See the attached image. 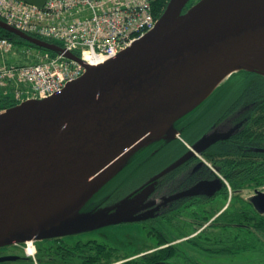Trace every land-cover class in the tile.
<instances>
[{"label":"water","instance_id":"water-1","mask_svg":"<svg viewBox=\"0 0 264 264\" xmlns=\"http://www.w3.org/2000/svg\"><path fill=\"white\" fill-rule=\"evenodd\" d=\"M189 1L170 0L153 30L101 66L0 19L87 68L58 94L0 110V245L110 224L116 205L96 202L103 186L148 145L175 139L185 116L233 72L264 75V0H199L185 10ZM220 138L203 135L162 174ZM214 188L202 181L182 194Z\"/></svg>","mask_w":264,"mask_h":264},{"label":"flooded vegetation","instance_id":"flooded-vegetation-1","mask_svg":"<svg viewBox=\"0 0 264 264\" xmlns=\"http://www.w3.org/2000/svg\"><path fill=\"white\" fill-rule=\"evenodd\" d=\"M189 4L192 3L189 2ZM217 97L218 95L214 91L202 106L191 114L190 121H183L178 125L179 135L175 140L169 143L160 142L158 152L155 149L144 152L124 170L122 181L125 185L128 186V183L137 181L135 188L132 191L128 190L130 196L138 192L141 186L149 184L150 180L169 164L190 151L195 142L203 135L217 131L223 136L200 153L202 158L198 152H195V155L183 164L152 181V183L155 182V189L152 193V199L155 200L153 206L155 217L146 222L164 219L173 222L175 216L177 218L178 212L185 210L184 212L193 214L191 211L196 208L200 213L196 216V220L200 223L196 225L203 222L205 225L201 227L204 228L208 226H211L209 227L211 229L223 228L224 211L228 207L222 206L221 208L217 202L224 199L223 195L226 190L228 193H233V190L230 185L231 175L227 176L226 167L221 162H216L215 159L224 157L225 146L235 137L240 150L237 155V189H250L252 193L245 198L244 204H248L255 212L264 214V104L259 101H242L240 93L237 94L236 101L220 102L215 100ZM250 116L252 119L255 118L254 122L253 120L249 121ZM251 124L252 127L249 129ZM186 135L189 138H186ZM240 137H243L246 143ZM247 159L250 162V169L245 164ZM148 168L150 171L142 177L141 173ZM202 181L214 182L215 188L212 194L206 192L196 195L182 194ZM246 183L250 185L248 186ZM112 191H117V189L112 188ZM148 203L149 201H146L145 205ZM150 213V209H145L142 214L149 215ZM233 225L231 228L237 230V223ZM240 225L247 226L248 224ZM152 228L155 230L147 231L156 237L158 235L156 227L152 225ZM160 236L157 237L156 246L140 252L137 257L151 255L159 250L161 248ZM89 240L96 241L98 239ZM40 241H45L46 246L41 247ZM80 242L82 241L80 240ZM33 243L35 247L33 252L27 250L25 241L0 245V264H96L97 262V245L90 246L91 252L94 254L88 261H83L82 256H86V254L82 253L76 245L73 246L76 249L67 247L62 236L43 240L34 239ZM67 250L70 252L72 250V253H68ZM104 252L107 253V251ZM123 263V261L116 260L108 264Z\"/></svg>","mask_w":264,"mask_h":264},{"label":"built area","instance_id":"built-area-1","mask_svg":"<svg viewBox=\"0 0 264 264\" xmlns=\"http://www.w3.org/2000/svg\"><path fill=\"white\" fill-rule=\"evenodd\" d=\"M156 7V0H46L44 6L0 0V15L21 30L60 42L66 50L81 51L83 59L96 65L95 60L116 57L151 31L158 20ZM13 46L10 39L0 38L1 51ZM83 73L76 61L46 53L37 63L0 69V78L29 84L28 98H47Z\"/></svg>","mask_w":264,"mask_h":264},{"label":"rangeland","instance_id":"rangeland-1","mask_svg":"<svg viewBox=\"0 0 264 264\" xmlns=\"http://www.w3.org/2000/svg\"><path fill=\"white\" fill-rule=\"evenodd\" d=\"M196 1L197 0H192L191 3ZM25 46L27 45H16L13 51L4 53L6 55L0 53V69L9 67L11 61L21 63L17 61H27V59L32 61L36 59L37 56H44L39 51V48L29 45L27 49ZM2 81H4V84H0V94L6 93L7 90L4 88H8V93L13 95V91H15L18 97L17 90L20 87L17 86L18 84L16 83H19V81L8 79H3ZM22 96L24 95L21 94L20 97ZM17 97L15 98L16 104H18ZM216 161H221V158H217ZM209 162L211 163V161ZM136 183V180L128 183V186L122 183V190L118 192L120 193L117 197L118 201L113 202L116 206L113 210H108L107 213L109 219L106 221L110 222V224L63 235L66 244H72L68 247H73L80 242V240L84 242L89 239H99L110 245L114 244L116 253L123 254V256L117 260L127 263V261L134 258L137 253L156 246L158 242L157 237L161 235V241L165 238L167 239V241L165 240L164 243H162L161 248L171 244L175 248L174 253L172 251L169 253V255L173 257H170L164 264H264V254L262 255L256 250L243 251V249H237V240H232V235H229L232 228L223 229L219 227L217 229H209V226L206 228L201 227L204 226L205 223H201V226L196 225L200 223L196 220V216L200 215L196 208L191 211L193 214L184 212L185 210L178 212L179 214L177 218L175 216L173 222L167 221L166 219L162 221H150L158 232V235L153 237L147 230H155V228L153 229L149 226L148 229L146 225L149 224L143 221L144 218L150 215H143L142 213L144 212L142 211L135 213L137 211L135 210V206H144L146 201L148 202L152 199L150 191L151 189H155V185L153 186V183L145 185L144 188L129 196L128 190L132 191ZM246 184L248 186L250 185L249 183ZM230 185H232L231 189L233 193L229 192L226 200L223 199L218 201V205H220L221 208L222 206H237V204H239L238 208L244 206V200L240 199V195L247 198L252 191L250 189L237 190V187L234 188V184ZM235 185L237 186V183ZM238 191L242 194L238 195ZM207 232H209L210 236L209 242H205V246L200 247L197 243L201 242L197 238H199V235ZM39 244L41 247H45L47 243L45 241H40Z\"/></svg>","mask_w":264,"mask_h":264},{"label":"trees","instance_id":"trees-1","mask_svg":"<svg viewBox=\"0 0 264 264\" xmlns=\"http://www.w3.org/2000/svg\"><path fill=\"white\" fill-rule=\"evenodd\" d=\"M161 3H159L157 8V13L160 15L165 6L167 1L161 0ZM0 37H8L15 41L17 45H27L32 47L40 48V46L32 44L28 42L27 40L23 39L22 37L18 36L17 34L5 29L4 27L0 26ZM216 94L218 97L215 99L216 101L225 102V101H236L237 100V94L240 93L241 97L240 100L242 101H259L264 104V75L249 71V70H239L234 73H232L222 84H220L216 88ZM241 91V92H240ZM207 100V99H206ZM205 100V101H206ZM204 101V102H205ZM203 102V103H204ZM202 103V104H203ZM16 104V99L14 95L11 93H2L0 94V110L5 109L8 107H11ZM202 104L198 107L200 108ZM197 108V109H198ZM264 108V106H263ZM196 109V110H197ZM195 110V111H196ZM194 111V112H195ZM192 118L191 113L187 114L185 116L184 121H190ZM254 119H252V116H250V122ZM187 121V122H188ZM252 127V124L249 126V129ZM186 138H189L186 135ZM236 138V137H235ZM232 139L227 143L225 146L226 152L223 153L224 157L221 158V162L223 166L226 167V174L231 175V184H234V188L238 187V181H237V155L239 154L240 150L238 141L236 139ZM241 140H244L243 137H240ZM175 140V139H173ZM173 140L167 141V140H159L156 141L150 145H148L147 148H144V151H150L152 149H155V151L158 149L160 142L163 143H169ZM244 143L246 141L244 140ZM158 152V150H157ZM217 158L215 159V161ZM217 162V161H216ZM248 167V169L251 168L249 159H247V162L245 163ZM170 165V164H169ZM168 165V166H169ZM167 166V167H168ZM166 167V168H167ZM151 168V167H150ZM150 168L143 171L141 173L142 177L145 176L146 173L150 171ZM121 172L114 177L112 180H110L105 186H103L100 189V192H104L108 190L109 188H115L120 189L122 187L123 179L121 176ZM162 171L155 176L156 178L158 176H162ZM156 178L151 179L150 182L153 180H156ZM227 178V177H226ZM149 182V183H150ZM237 183V186L235 185ZM238 190V189H237ZM238 195L242 193H237ZM228 197V191L226 190V193L223 195V198L226 200ZM240 199L245 200V197L243 195H240ZM245 203V201L243 202ZM247 205V206H246ZM239 204L237 206L230 205L225 211V222L223 224V229H229L231 226H234V223H237V230L232 227L231 233L229 235H232V240H237V249H243L245 250H256L260 252L262 255L264 254V214H261L260 212H255L253 209L248 207V204H245L244 206H241L238 208ZM254 215V216H251ZM246 223L247 226H241L240 224ZM149 224V223H148ZM203 224V222H202ZM201 224V225H202ZM239 224V225H238ZM200 225V226H201ZM149 229V226L152 227V224L146 225ZM211 227V226H209ZM211 229V228H209ZM236 233V235H235ZM235 235V236H234ZM164 237V236H163ZM198 240H200L201 243H197L200 247L205 246L204 243L209 242V232L199 235ZM165 238V237H164ZM201 238V239H200ZM167 241V239H163L161 241L160 236V244L164 243V241ZM167 243V242H166ZM92 244V245H91ZM72 244H66V246H71ZM97 245V254H96V264H108L111 263L118 258H121L123 254L116 253V249L114 248V245H110L103 241H93V240H87L84 242H78L76 244V247L81 249V252L86 254V256H82L83 261H88V259L93 255L94 253L91 252L90 246ZM73 248V247H72ZM76 249V248H73ZM175 248L171 245L160 248L155 253L147 256H141L132 258L127 261V263L123 264H164L166 261L169 260V258L173 257L172 255H169V253L172 251L174 253ZM104 251H107L104 252ZM68 253H72V250H67Z\"/></svg>","mask_w":264,"mask_h":264},{"label":"bare ground","instance_id":"bare-ground-1","mask_svg":"<svg viewBox=\"0 0 264 264\" xmlns=\"http://www.w3.org/2000/svg\"><path fill=\"white\" fill-rule=\"evenodd\" d=\"M89 57H92L91 55H89ZM93 58V57H92ZM94 59V58H93ZM109 60V57H105L102 60H95V64L96 66H101L103 64H105L107 61ZM165 126V125H164ZM172 131V130H171Z\"/></svg>","mask_w":264,"mask_h":264}]
</instances>
